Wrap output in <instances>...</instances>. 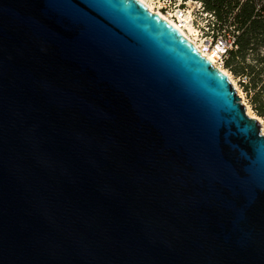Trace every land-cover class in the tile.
Segmentation results:
<instances>
[{
	"label": "water",
	"instance_id": "water-1",
	"mask_svg": "<svg viewBox=\"0 0 264 264\" xmlns=\"http://www.w3.org/2000/svg\"><path fill=\"white\" fill-rule=\"evenodd\" d=\"M0 264H264V134L141 0H0Z\"/></svg>",
	"mask_w": 264,
	"mask_h": 264
},
{
	"label": "trees",
	"instance_id": "trees-1",
	"mask_svg": "<svg viewBox=\"0 0 264 264\" xmlns=\"http://www.w3.org/2000/svg\"><path fill=\"white\" fill-rule=\"evenodd\" d=\"M205 11L212 12L222 25H233L239 31L236 35V48L228 52L223 66L234 74L248 72L251 65L246 62L248 51L255 47L264 48V0H197ZM260 5L257 10V5ZM261 56L260 60H263ZM250 81V80H249ZM250 83V82H249ZM247 85V84H246ZM253 88L256 86L252 84ZM257 94L259 92H256ZM258 113L262 114L259 102Z\"/></svg>",
	"mask_w": 264,
	"mask_h": 264
},
{
	"label": "built area",
	"instance_id": "built-area-1",
	"mask_svg": "<svg viewBox=\"0 0 264 264\" xmlns=\"http://www.w3.org/2000/svg\"><path fill=\"white\" fill-rule=\"evenodd\" d=\"M242 1V0H241ZM157 11L166 15L173 21L175 27L183 28L184 23L190 22L195 30L192 38L199 53L207 58L213 66H223L228 52L236 48V35L239 33L233 25L227 26L217 20L212 12L204 10L200 1L197 0H157ZM260 5H257V10ZM201 17H205L204 24Z\"/></svg>",
	"mask_w": 264,
	"mask_h": 264
},
{
	"label": "rangeland",
	"instance_id": "rangeland-1",
	"mask_svg": "<svg viewBox=\"0 0 264 264\" xmlns=\"http://www.w3.org/2000/svg\"><path fill=\"white\" fill-rule=\"evenodd\" d=\"M152 5L154 9H157L159 3L157 2V0H152ZM204 19L205 17H201L200 22H202L203 24L205 22ZM261 56H264V48L262 47L257 46L252 51H248V54L246 55V62L251 66L248 67L247 73L244 72L241 74H234L229 70V68H226L225 66H222V68L226 69L229 72L230 77L228 76V78L232 83L237 95L239 96L240 103L244 106L246 114L247 105L251 111V114L247 115L251 118H255L259 122L261 133L264 134V130L262 132V128H264V59L260 60ZM253 83L256 84L254 88L252 86ZM238 90L239 92H241L242 96L238 93ZM256 92L259 93L257 94ZM259 102L261 103L262 107L261 115L255 108H258Z\"/></svg>",
	"mask_w": 264,
	"mask_h": 264
},
{
	"label": "bare ground",
	"instance_id": "bare-ground-1",
	"mask_svg": "<svg viewBox=\"0 0 264 264\" xmlns=\"http://www.w3.org/2000/svg\"><path fill=\"white\" fill-rule=\"evenodd\" d=\"M146 6L147 8L152 11V12H155L157 13L161 18L165 19L166 21H168L170 24H172L173 26L174 23L173 21H171L166 15H164L163 13L161 12H158L156 9H154L153 5H152V0H141ZM177 28V27H176ZM179 30L181 31V33L195 46H197V42H196V37H195V40L193 38H191L190 35H194L195 34V30L193 28V26L190 24V22H185L184 23V27L183 28H179ZM216 67L221 70L222 72H224L227 76L230 77V74L229 72L222 68V66H219V65H216ZM238 93L242 96L241 92H239L238 90ZM246 105V104H245ZM246 110H247V114L250 115L251 111H250V108L246 105ZM253 117V116H252ZM264 128H262V132H263ZM264 133V132H263Z\"/></svg>",
	"mask_w": 264,
	"mask_h": 264
}]
</instances>
